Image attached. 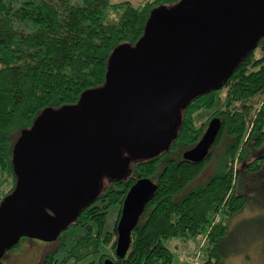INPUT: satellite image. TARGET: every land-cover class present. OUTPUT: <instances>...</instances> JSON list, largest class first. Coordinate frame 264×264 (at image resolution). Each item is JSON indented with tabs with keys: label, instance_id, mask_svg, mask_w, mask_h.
<instances>
[{
	"label": "trees",
	"instance_id": "trees-1",
	"mask_svg": "<svg viewBox=\"0 0 264 264\" xmlns=\"http://www.w3.org/2000/svg\"><path fill=\"white\" fill-rule=\"evenodd\" d=\"M177 1L0 0V201L17 181L12 163L15 136L29 128L44 108L76 103L85 90L103 84L115 47L134 45L152 10ZM112 8L123 11L111 18ZM203 109L211 114L197 124L195 115ZM213 117L221 119V127L212 147L226 140L224 170L190 187L204 170L212 148L201 162L184 159L181 151L199 141ZM262 144L264 37L220 88L198 95L182 109L177 136L168 149L132 162L122 179L105 178L96 200L61 231L56 239L59 247L37 264H104L107 258L115 264H173L174 254L166 241L196 240L207 232L216 213H221V220L208 233L200 261L221 264L220 245L228 222L246 204L245 193L237 188L239 173L262 168L264 156L257 153ZM141 177L153 179L157 189L132 230L127 254L120 258L115 254L117 223L129 188ZM112 206L119 207L118 215L113 228L106 229ZM70 227L84 232L61 252ZM28 238L22 237L6 252ZM109 246L113 253L103 250ZM189 263L183 259L181 264ZM0 264L7 263L0 258Z\"/></svg>",
	"mask_w": 264,
	"mask_h": 264
},
{
	"label": "water",
	"instance_id": "water-1",
	"mask_svg": "<svg viewBox=\"0 0 264 264\" xmlns=\"http://www.w3.org/2000/svg\"><path fill=\"white\" fill-rule=\"evenodd\" d=\"M262 37L264 0H179L153 9L141 38L112 51L103 84L76 103L44 108L19 134L12 148L16 185L0 201V258L22 237L55 241L96 200L105 178L122 179L132 162L168 149L182 109L220 88ZM220 127L213 117L183 158L205 160ZM156 189L150 177L129 188L117 257L127 254Z\"/></svg>",
	"mask_w": 264,
	"mask_h": 264
},
{
	"label": "rangeland",
	"instance_id": "rangeland-1",
	"mask_svg": "<svg viewBox=\"0 0 264 264\" xmlns=\"http://www.w3.org/2000/svg\"><path fill=\"white\" fill-rule=\"evenodd\" d=\"M127 0H112L113 3H119ZM138 4L141 0H128ZM123 8H112L110 16L116 17ZM225 90L221 91V100L223 101ZM211 110L203 109L196 113V123L201 124L207 120ZM18 135L15 136V139ZM212 148V155L207 160L202 173L196 178L191 186L206 182L211 176L224 170V163L227 160L226 140ZM186 149L181 151V155ZM258 155L264 156V144L258 149ZM242 167L241 163H236ZM237 188L245 193L246 204L244 208L235 214L228 222V232L220 245L222 253L221 264H264V163L258 171H246L242 169L237 179ZM118 206H112L108 210L106 229L113 228L118 215ZM68 235L65 236V248H69L74 240L73 238L84 232L83 228L70 227ZM202 240V236L196 240H182L174 237L168 239L166 244L174 254L173 264H181V247L185 244V260L189 261L194 250ZM59 247V239L55 241H43L36 238H28L21 242L19 247L6 252L2 259L7 264H37L45 254ZM104 251L113 253L109 247H104ZM200 261L198 264H201Z\"/></svg>",
	"mask_w": 264,
	"mask_h": 264
},
{
	"label": "built area",
	"instance_id": "built-area-1",
	"mask_svg": "<svg viewBox=\"0 0 264 264\" xmlns=\"http://www.w3.org/2000/svg\"><path fill=\"white\" fill-rule=\"evenodd\" d=\"M221 220V213H216L213 218H212V222L210 224V226L208 227V230L207 232L202 236V240L201 242L199 243V245L193 250L192 252V256H191V259L189 260L190 263L189 264H198L200 259L202 258L203 256V249L206 245V242H207V237H208V233L210 232V230L212 229V227L218 223L219 221ZM181 250L183 252H181V258L182 259H185L186 258V254H185V251H186V248L185 246H182L181 247Z\"/></svg>",
	"mask_w": 264,
	"mask_h": 264
},
{
	"label": "crops",
	"instance_id": "crops-1",
	"mask_svg": "<svg viewBox=\"0 0 264 264\" xmlns=\"http://www.w3.org/2000/svg\"><path fill=\"white\" fill-rule=\"evenodd\" d=\"M192 251H193V249H192Z\"/></svg>",
	"mask_w": 264,
	"mask_h": 264
}]
</instances>
